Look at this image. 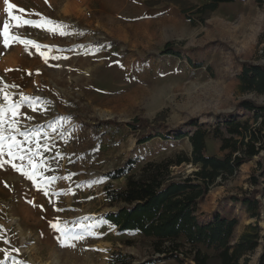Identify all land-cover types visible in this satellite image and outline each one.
<instances>
[{
	"label": "rangeland",
	"instance_id": "rangeland-1",
	"mask_svg": "<svg viewBox=\"0 0 264 264\" xmlns=\"http://www.w3.org/2000/svg\"><path fill=\"white\" fill-rule=\"evenodd\" d=\"M209 2L9 0L21 20L63 22L67 34L60 35L20 26L0 0V89L9 97L0 92V264H177L159 259L153 240L119 233L106 221L120 205L106 200L105 189H124L127 177H109L120 168L132 166L131 175H138L147 163L191 154L188 138L165 140L160 132L191 133L192 124L204 125L210 132L205 154L222 158L214 127L229 115L255 123L239 105L250 100L264 106V96L242 92L238 78L244 64H264V4L236 0L198 14ZM4 22L12 36L41 47L11 39L6 47ZM168 43L181 57L163 54ZM13 104L15 116L8 111ZM136 119L151 130L129 131L126 124ZM148 134L156 137L141 143ZM11 137L19 145L17 157L7 154ZM257 160L213 187L199 205L203 224L216 213L239 220L233 244L257 223L232 203L253 191L249 179ZM32 172L34 179L25 174ZM259 226L264 229V217ZM202 251L219 264L214 251ZM262 251L261 245L248 256L250 264ZM115 255L126 263H115Z\"/></svg>",
	"mask_w": 264,
	"mask_h": 264
},
{
	"label": "trees",
	"instance_id": "trees-1",
	"mask_svg": "<svg viewBox=\"0 0 264 264\" xmlns=\"http://www.w3.org/2000/svg\"><path fill=\"white\" fill-rule=\"evenodd\" d=\"M235 1L210 0L198 8L197 13H212L221 5ZM255 2L259 6L264 4V0ZM263 44L264 34L259 41L260 46ZM163 54L181 57L170 43L165 46ZM260 57L264 59V46ZM238 79L242 92L264 96V64H244ZM239 108L252 113L255 123L242 122L229 115L214 127V137L221 140L222 158L205 154L210 132L206 126L195 123L192 124L195 130L191 133L160 132L157 135L174 141L188 138L192 146L190 155L183 152L159 162L147 163L138 175H131L132 166L109 174L112 180L127 177V181L124 189L106 187V200L112 206L120 205L119 210L109 214L106 221L119 233H137L153 240L155 255L165 261L211 264L213 257L203 252V247L215 252L219 264H250L248 256L262 245L257 264H264V229L259 226L264 217V106L244 100ZM126 127L132 132L151 130L149 123L140 119L126 124ZM154 137L148 134L141 143ZM255 159H258L257 167L249 179L253 191L246 192L241 198L233 197L232 203L241 204L257 223L249 225L238 242L233 244L239 220L216 213L210 222L203 224L198 218L199 205L213 187L236 177L246 163ZM186 166L195 170L190 174L175 171ZM114 258L115 263H126L120 255Z\"/></svg>",
	"mask_w": 264,
	"mask_h": 264
},
{
	"label": "snow or ice",
	"instance_id": "snow-or-ice-1",
	"mask_svg": "<svg viewBox=\"0 0 264 264\" xmlns=\"http://www.w3.org/2000/svg\"><path fill=\"white\" fill-rule=\"evenodd\" d=\"M4 2L7 5L6 11H7L9 17H11L12 20L17 21L20 26L26 24V25H31V26H35V27L46 28V30H48L50 32H53V33L58 32L60 35L67 34L64 31V28L66 26L63 24V22L53 21V20L48 19V18H42L41 21H34V20H30V19L21 20V17L12 15V10L14 8H16V5H14L12 3H9V0H4ZM20 11L23 12L25 10L21 8ZM37 15H40V14H37ZM2 35L4 36V44H5L6 47L9 46V40L10 39L12 40V42L24 43L26 47L28 45H33L37 49H39L41 47V45L37 44L34 41H31V40H28V39H22V38H20L18 36H12L10 34V25H9L8 22H4L3 23ZM45 47H47V46H45ZM41 55H45V53H41ZM13 87H14V85H13ZM0 92H4V89H0ZM4 95H5V99H9V97H8L6 92H4ZM25 99H27V97ZM17 109H18V106L13 104V105L9 106L8 111L11 112L12 116H15L16 112H17ZM3 123H4V114H3V110L0 109V125H2ZM12 124L13 125L15 124L14 120L12 121ZM4 139L5 138H4L3 134H2V131H0V155H2L4 153V150H5ZM10 140H11V143L8 144V146H7V154L9 156H11V157H17L18 153L16 151H14V149L18 148L19 145L15 141V137H11ZM19 159L22 160L23 156H19ZM31 163H32L31 158H29V164H31ZM0 166H2V165H0ZM13 167H16V166L13 165ZM17 170L20 171L21 169L18 168ZM25 174L29 175L30 179H34L35 175H36L35 172L25 173ZM45 194L47 195V191H45ZM40 207L42 208L43 206L41 205ZM52 227L57 228L58 230L62 231V229H60L59 226L57 224H55V223L52 224ZM0 238H2V237H0Z\"/></svg>",
	"mask_w": 264,
	"mask_h": 264
}]
</instances>
